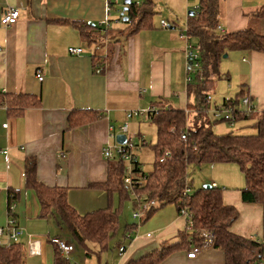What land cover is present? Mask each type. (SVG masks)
<instances>
[{
    "label": "crops",
    "instance_id": "1",
    "mask_svg": "<svg viewBox=\"0 0 264 264\" xmlns=\"http://www.w3.org/2000/svg\"><path fill=\"white\" fill-rule=\"evenodd\" d=\"M160 1L168 5L162 9L170 18L160 15L156 22L152 20V27L130 35L124 21H118L125 8L116 10L112 0H0V226L13 218L23 229L19 243L24 247L25 261L28 253L31 258L43 257L42 264H54L52 240L67 238L71 243L53 216H40L38 197L25 183L26 159H36L40 183L66 189L68 203L79 215L103 210L108 207L109 195L101 185L108 180L110 166L103 149L113 144L111 127L119 131L128 112L147 111L157 102L186 110L188 121L194 124L197 93L191 88L206 81L202 88L210 98L212 83H206L214 79L205 80L202 72L197 84L187 81L186 41L183 29L177 31L181 15L189 16L199 1ZM263 5L264 0H220L217 27L221 30L216 29L217 33L225 36L254 26L252 13ZM9 8L18 9L20 16L15 25L4 27L1 16ZM157 9L156 4L158 13ZM162 21L169 24L168 29L161 26ZM75 23L93 26L87 27L94 36L91 46ZM70 47L82 48L83 53L70 54ZM240 53L248 57L243 58L240 83L264 113V53ZM96 59L102 62V72L97 71ZM18 95L30 96L39 105L14 114L9 107L19 108L14 100ZM81 112L94 118L70 127V118L78 119ZM4 150H8L7 156ZM243 176L223 191L224 203L240 214L230 230L264 243V207L242 202L241 190L246 187ZM214 184L220 187L217 181L208 185ZM171 207L173 210L162 208L147 220L153 223L152 231L141 230V235L131 240H125L126 232L114 243L118 257L111 261L102 255L76 254V249L72 253L80 264H127L177 244L188 223L175 206ZM54 226L60 231L57 235L39 234ZM153 232L158 235L154 237ZM30 239L38 242L39 254L30 253ZM121 244L127 248L124 255L119 253ZM188 252H174L160 264H225V253L212 247L203 249L195 259H189Z\"/></svg>",
    "mask_w": 264,
    "mask_h": 264
},
{
    "label": "trees",
    "instance_id": "2",
    "mask_svg": "<svg viewBox=\"0 0 264 264\" xmlns=\"http://www.w3.org/2000/svg\"><path fill=\"white\" fill-rule=\"evenodd\" d=\"M124 6L128 7V11L123 15L128 17V21L124 22L129 29L128 34L132 35L152 27V20L157 14L156 4L152 0L139 5L131 0L130 5L127 6L124 3ZM194 12V15L188 16L186 32L183 35L189 41L192 38L198 41L195 48L199 53L205 80L210 78L213 80L221 76L220 63L224 55L229 52L264 53V5L252 13V17L255 18L254 26L225 36H220L216 31L220 0H199V6ZM74 25L91 46L94 43V36L87 27L93 26L84 23ZM96 63L97 71L102 72L104 70L101 67L102 62L96 59ZM205 82L200 87L191 88L192 93H197L198 115L194 123L195 128L189 126L186 110L171 109L162 102L155 103V107L151 108L156 109L149 116V120L155 124L157 131V140L153 145L156 159L149 175H144L140 164L137 163L136 172L141 173L142 184L124 185L126 164L121 159L109 161L108 180L101 185L109 195L106 209L84 216L79 215L69 205L66 189L50 188L40 183L36 176V159H26L25 183L26 187L34 190L38 197L41 206L40 216H53L64 233L69 235L75 249L80 248L87 256L102 255L110 251L116 240L120 239L121 210L113 208L114 197L118 196L119 200L124 202L130 194L143 193L144 198L134 202L136 209L141 202H155L157 206H150L141 221L149 220L159 209L174 204L179 214L182 209L190 213L192 229L188 230L187 226L186 230L178 235L179 243L163 247L160 252H152L139 259L130 260L127 264H160L174 252L189 251L195 246H201L202 231H209L214 235L212 248L225 253V264L264 262V243L230 230L240 214L235 207L224 203L223 191L220 187L212 186L211 189H206L203 186L190 195L189 199L183 196V192L191 188L190 167L204 164H235L240 168L246 181V187L241 190L242 202L260 204L264 207V113H260L259 119L254 124L256 134L242 135L235 134L233 131L216 133L215 126L220 123L231 126L234 122L236 127L239 123L254 120L256 112L247 114L243 109V99L249 97L251 104L255 105V103L242 87L235 96L224 98L221 106L215 105L212 112L219 111L222 118L214 116L213 121L208 120L207 114L211 109V101L208 102L206 89L202 88ZM14 100L19 103L17 109L13 104L9 107L14 114L21 113L26 107L39 105L34 103L35 99L30 96L18 95ZM226 113L230 117L228 120L224 118ZM78 115H80L78 119L70 118V127L94 118L83 112ZM183 133L187 134L186 140L182 139ZM166 153L170 154L162 160ZM136 228V225H126L122 235ZM0 264H27L22 244L12 243L8 248L0 246ZM54 264L74 263L55 246Z\"/></svg>",
    "mask_w": 264,
    "mask_h": 264
},
{
    "label": "rangeland",
    "instance_id": "3",
    "mask_svg": "<svg viewBox=\"0 0 264 264\" xmlns=\"http://www.w3.org/2000/svg\"><path fill=\"white\" fill-rule=\"evenodd\" d=\"M112 1H113L112 5H114V8L116 10L120 11L124 9L125 0H112ZM132 1L135 3L139 2L141 4V3L146 2L147 0H132ZM152 1L158 5V9H159L158 11L159 14L157 13L155 15L154 22H156L159 19L160 15L161 17L163 16L165 18H170L169 17L170 13L168 12L166 13L162 9L165 6L168 7V5H166L160 0H152ZM190 1H191V4H194L196 2V0H190ZM197 6L198 5H195L189 11H195ZM113 12L116 13V11H113ZM181 17L182 19H179L180 21H178L179 26L177 27V31H180L181 29H183V33H185L186 28H187L186 27L187 18H188L187 13H183ZM185 18H186V22L184 20ZM184 40L187 42L186 38H184ZM190 42L194 46V51L197 52V49L195 47H197L198 41L192 38ZM186 47L187 45H185V49ZM229 53H230V56L228 55L227 58H223L220 63L221 76L219 78H214L213 81H209L206 83L208 86H210V84L212 83V87H211L212 91L209 94L210 99H211L210 100L211 109H210V113L207 114V117L209 118L208 120H211V121H213L214 119V115L212 111L214 110L215 105L221 106L224 98H230L232 96H235L238 93V91H240V89L242 88V85L240 82H242L243 78H241V76L244 75V73L241 71V65H243V58L245 57L246 59H248V57L243 56V54L238 51H233ZM187 72H188V74H186L187 81H189L190 84L192 85L197 84V82L199 81L198 79L200 78L201 73H202V66L201 64L198 66V62H190L186 59V73ZM255 106L257 107V112L254 117V120L239 123L238 125H236V127H231V126L225 125V123H220L219 125H217V127H215V132L225 133L226 131L228 132L233 131L235 134H242V135L256 134V128H254V124L257 121V119H259L260 117L261 108L256 103H255ZM143 112H147V111H143ZM125 121H126L125 123L129 127V131L127 132V137L130 138L135 145L139 146V149H134L133 151L134 154L136 155V162L140 163L142 173L144 175H149L151 171L153 170V164L156 159V155L153 151V145L156 143V140H157L156 126L151 120H149L147 113L134 116L130 119L125 118ZM189 125L191 128H195L192 121L189 122ZM143 140H145L146 145L142 144ZM130 164L129 162H126V165L129 166ZM130 166L134 168L133 165H130ZM235 166H236L235 164H220L218 166L204 164L202 166L190 167V172H189V180L191 183L190 194L191 195L194 194L198 189H200L204 185L211 184L212 181H217L222 191H224L225 188H227V186H231V184H234V185L238 184V182L241 181L240 176L242 173L241 171L239 172L240 168L235 167ZM232 167H235V168L232 169ZM234 170H237V172H234ZM232 181L234 183H232ZM242 181L245 182L244 184L246 185L245 178H242ZM124 185H126V183ZM143 196H144L143 193H141V195L130 194L129 198L126 199L124 202L119 200L118 196L114 197V201L112 202L114 206L113 208L115 210H118L120 208L121 210L120 211V223L122 227L120 234H119L120 239L118 238V240H116V244L122 240V236H123L122 234L124 233L123 228L126 225L128 226L136 225L137 226V228L134 230L135 234L133 235L134 236L133 238L141 235V230H143V232L152 231L151 230L153 228L152 222L148 223L149 221H146V220L141 221L139 219L136 220L134 218L135 212L138 211V209H136V207L134 206V202L138 200L137 197L142 199L144 198ZM171 205L175 206L174 204H169V205H166L164 209L167 207H170V209L173 210ZM35 226L39 228V232L42 231L40 224L37 223L35 224ZM0 227H3V226H0ZM47 231L43 233H39V234H43V236H46L47 234L50 233L52 236H55L57 235V233H60L59 230L58 231L56 230L55 226L51 228H47ZM157 235H158L157 233H154V237H156ZM254 238L257 239L256 237ZM66 240H69V239L66 238ZM51 245L53 247V244ZM112 251H114L113 246L110 251L103 253L102 257L108 258L110 261L113 258H117L118 257L117 251L116 252L115 251L112 252ZM82 252L83 250H81L80 248H76L74 253L81 254ZM72 254L69 255L70 259L80 264L81 263L80 259L77 256H74V254L73 255ZM49 256L51 257V255ZM41 261H44L43 257L31 258L28 255V253H26L27 264H42Z\"/></svg>",
    "mask_w": 264,
    "mask_h": 264
},
{
    "label": "built area",
    "instance_id": "4",
    "mask_svg": "<svg viewBox=\"0 0 264 264\" xmlns=\"http://www.w3.org/2000/svg\"><path fill=\"white\" fill-rule=\"evenodd\" d=\"M137 5H139V3H137ZM198 8V7H197ZM20 16V12L18 9L16 8H9L8 10H6L2 16H1V24L4 27H10L13 26L17 23L18 19ZM118 21H123L122 18L119 17ZM161 25L163 28H169V24L166 21H162ZM217 30H221L220 27H217ZM183 38H186L187 42H186V49H185V54H186V58L188 61L190 62H198V66L200 65V61H199V53L198 51L195 52L194 51V46L193 44H191V42L188 40V38L183 35ZM0 50H1V46H0ZM68 52L70 54H82L83 53V49L82 48H74V47H70L68 49ZM37 78L42 81L43 80V76L41 74L37 75ZM189 80V78H188ZM189 82V81H188ZM208 102H210V98H207ZM243 106H244V111L247 114L253 113V112H257V108L255 105H252L250 102V98L249 97H245L243 99ZM230 110V109H228ZM156 109H149L147 110V112H143V111H130L127 113L126 118L130 119L134 116L137 115H141L143 113H147L148 117L150 116L151 112H155ZM229 112V111H228ZM227 112V113H228ZM214 116L215 118H222V115L220 114L219 111L215 110L214 112ZM226 113V114H227ZM225 119H230L229 115H225L224 116ZM235 123L232 122L231 123V127H234ZM112 131V133L110 134V138L113 141V144H108L106 145V147L103 149V156L106 160L111 161L114 159H121L122 161H124V163L126 164V162H129L130 165H133L134 168H132V166H128L126 165L125 167V177H124V182L129 185V186H133L134 184H142L143 180H141L139 173L136 172L137 169V163L136 162V155L134 154V149H139L138 145H135L132 140L130 138L127 137L126 140V144L122 145L119 144L117 142V136L120 134H125L127 136V132L129 131V127L128 125L125 123L123 126H121L119 131H116L113 127H111L110 129ZM182 139L186 140L187 139V134L183 133L182 135ZM143 145H146L145 140L142 141ZM4 153L5 156L8 155V150H4L2 151ZM170 153H166L164 158L162 160L165 159V157L169 156ZM213 187H217L216 184L212 185ZM190 188H187L184 192H183V196L186 198H190ZM139 200H141V198L137 197ZM150 206H157V204L155 202H144V203H140L139 204V208L138 211L135 212L134 214V218L135 219H139L142 220L143 217H145L146 212L149 210ZM180 215L184 218L187 219V223H188V230L192 229V222L190 220V213L186 210V209H182ZM23 234V229L17 224V221L15 219H10V221H8V223L3 226L0 227V245L3 247H10L12 243H16L19 242L20 237ZM134 234V230L130 229L127 231L126 236H125V240H131ZM151 235L149 234L148 237H150ZM202 239H203V243L201 246H195L193 247L191 250H189L188 252V258L189 259H195L196 256L205 248H209L213 246L215 237L214 235L209 232V231H202ZM52 243L58 247V249L65 254L66 256L69 255L70 253H72L75 250V247L73 244L68 243L66 240L64 239H58L55 238L52 240ZM29 249H30V253L35 255V254H39L38 251V242L30 239L29 241ZM126 245L125 244H121L119 245V253L121 255H124V253L126 252ZM259 264H264V262H260Z\"/></svg>",
    "mask_w": 264,
    "mask_h": 264
},
{
    "label": "water",
    "instance_id": "5",
    "mask_svg": "<svg viewBox=\"0 0 264 264\" xmlns=\"http://www.w3.org/2000/svg\"><path fill=\"white\" fill-rule=\"evenodd\" d=\"M125 4L127 6L130 5L131 4V0H126L125 1ZM127 11H128V7H125L124 12L122 13V15H124V13L127 12ZM194 14H195V12L194 11H191L190 15H194ZM123 21L124 22L128 21V17L124 16L123 17ZM227 57H228V54H225L224 55V58H227ZM116 140H117V142L119 144L124 145V144H126L127 136L125 134H120V135L117 136V139ZM204 188L211 189L212 188V185H204Z\"/></svg>",
    "mask_w": 264,
    "mask_h": 264
}]
</instances>
